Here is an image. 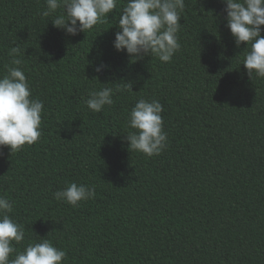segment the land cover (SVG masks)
I'll list each match as a JSON object with an SVG mask.
<instances>
[{"label":"trees","instance_id":"obj_1","mask_svg":"<svg viewBox=\"0 0 264 264\" xmlns=\"http://www.w3.org/2000/svg\"><path fill=\"white\" fill-rule=\"evenodd\" d=\"M126 3L70 36L52 23L62 8L44 17L45 0H0V76L18 43L44 104L39 141L0 149V196L25 226L17 250L48 239L62 264H264V78L243 66L250 46L235 45L223 0H185L171 62L135 61L113 47ZM105 86L114 103L93 113L85 101ZM141 98L163 106L158 156L125 138ZM72 182L95 197L57 201Z\"/></svg>","mask_w":264,"mask_h":264},{"label":"clouds","instance_id":"obj_2","mask_svg":"<svg viewBox=\"0 0 264 264\" xmlns=\"http://www.w3.org/2000/svg\"><path fill=\"white\" fill-rule=\"evenodd\" d=\"M119 0H45L46 10L41 15L48 17L63 9L52 20L55 27L66 35L86 33L95 26L106 23L117 8ZM227 27L239 48L242 43L247 51L243 66L249 77L255 74L264 78V0H223ZM185 0H127L121 11L113 47L118 52L126 51L132 59L142 60L155 56L161 62H171L181 44L178 33L182 27L181 13ZM11 57L7 71L0 76V149L7 147L11 153L39 141L42 123L43 101L32 98L30 83L19 67L23 60L20 45L9 51ZM101 62L94 67L96 73L109 68ZM107 85V84H105ZM132 90V85L126 83ZM113 87L93 90L85 101L93 113H100L105 106L114 103ZM162 104L156 100L139 99L131 109L128 124L134 131L125 136L128 146L148 157L160 155L167 147V133L161 113ZM3 153L0 152V155ZM95 197V188L85 184L70 183L54 193L57 201L78 207L80 202ZM14 202L0 196V264H62L66 252L48 239L29 243L22 251L25 226L9 214Z\"/></svg>","mask_w":264,"mask_h":264}]
</instances>
